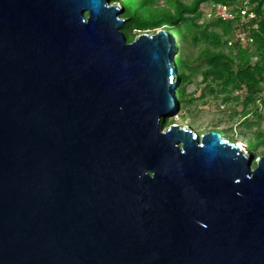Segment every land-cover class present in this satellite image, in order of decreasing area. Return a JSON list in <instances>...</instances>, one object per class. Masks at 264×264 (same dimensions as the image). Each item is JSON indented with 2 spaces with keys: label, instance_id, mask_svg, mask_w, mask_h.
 Listing matches in <instances>:
<instances>
[{
  "label": "water",
  "instance_id": "water-1",
  "mask_svg": "<svg viewBox=\"0 0 264 264\" xmlns=\"http://www.w3.org/2000/svg\"><path fill=\"white\" fill-rule=\"evenodd\" d=\"M119 6L0 0V264H264V156L162 128L176 39Z\"/></svg>",
  "mask_w": 264,
  "mask_h": 264
},
{
  "label": "trees",
  "instance_id": "trees-1",
  "mask_svg": "<svg viewBox=\"0 0 264 264\" xmlns=\"http://www.w3.org/2000/svg\"><path fill=\"white\" fill-rule=\"evenodd\" d=\"M111 1L120 4L124 10L122 17L126 19V24L122 30L129 43L137 38L132 31H157L164 27L169 35L175 37L176 58L178 57L181 78L176 88L179 102L183 100L187 107L193 104L190 100L191 95L187 92L188 86L194 82V75L206 63L212 67L205 69L201 85L210 82L215 87L213 90L217 94L215 98L225 103V108L220 105L217 108L226 110L232 115V109L228 108V104L233 100H239L237 97L234 98L236 93L237 96L245 97V104L251 98L262 100L264 106V98H262V94L264 95V0L249 2L250 11L256 14V18L244 26L240 16L234 21L225 22L215 14L219 5L232 7L234 12L240 14L242 3L238 0H166L164 4L159 0ZM204 4L211 6V17L214 19L210 25L205 26L197 24V20L202 17L200 9ZM254 25H258V28L254 29ZM243 33L244 38H239L238 36ZM201 43L208 44V47L198 57L193 58L190 49L198 48ZM238 113L236 110L233 111L235 115ZM175 121V118L166 119L162 122V128L176 124ZM243 123L250 125L248 130L252 133L251 136H248L249 133L245 134L249 137V141L245 143L247 150L251 153L258 151L259 154L264 155V136L261 135L264 130L252 131L253 124L250 121L244 120L240 124ZM226 129L230 134L234 132V127L230 126Z\"/></svg>",
  "mask_w": 264,
  "mask_h": 264
},
{
  "label": "rangeland",
  "instance_id": "rangeland-1",
  "mask_svg": "<svg viewBox=\"0 0 264 264\" xmlns=\"http://www.w3.org/2000/svg\"><path fill=\"white\" fill-rule=\"evenodd\" d=\"M159 1L161 4H164L166 0H159ZM119 5L120 4H118V6ZM119 7L121 8V6ZM200 13L202 14V17H200L197 20L198 25H204V26L210 25V23L214 21V19L211 17L212 9L210 5L204 4L200 9ZM160 30L164 31V29L162 28ZM144 32L154 33L156 32V30H149ZM141 33L143 32L132 31V34L133 35L135 34L137 36L140 35ZM206 47H208V44H203V43H201L198 48L190 47L191 48L190 53L193 55V58H196L199 56V54L202 51L206 50ZM176 65L177 67L179 65L178 57L176 58ZM204 65L205 66L200 67L201 70H199V72L196 73V75H194L195 76L194 82L191 84L188 83L189 86L187 84L188 86L187 92L188 94L191 95L190 100H192L193 104L187 107L184 104V101L180 100L179 102L180 112H177L174 116H172V119L175 118L176 120L175 122H177L176 125L186 126L191 130H193L195 133L201 134L206 131H216L220 133L224 138H227L232 142L236 141L244 147V144H241V141H244L245 143L248 142L249 137H246L245 134L249 133L248 136H251L252 133L248 130V127L250 126L248 123H243V124L240 123H242L244 120L250 121L253 124L252 131L264 130V106L262 105V100L260 99L254 100L249 98L248 100L249 102L245 104L246 101L245 97L237 96L238 94L236 93L234 95V98L237 97L239 100H233L228 104V108L232 109L231 112L232 115L228 113L226 110H221L217 108L219 105L225 108L224 106L225 103L215 98L217 95L216 91H213L215 87L210 82L205 84V86H200V83L203 80L204 73L206 72V70H208V68L212 67L211 65L209 64L207 65L206 63H204ZM262 98H264L263 94H262ZM234 110L239 112L238 115L233 114ZM177 115H179V117ZM230 126L234 127V132L231 134L229 132H226L228 130L226 129V127H230ZM163 129H167V127L166 128L164 127ZM261 135L264 136V132H262ZM249 152L251 153V151ZM251 154L254 155L252 167L255 168L258 162V158L264 155L259 154L258 151Z\"/></svg>",
  "mask_w": 264,
  "mask_h": 264
},
{
  "label": "built area",
  "instance_id": "built-area-1",
  "mask_svg": "<svg viewBox=\"0 0 264 264\" xmlns=\"http://www.w3.org/2000/svg\"><path fill=\"white\" fill-rule=\"evenodd\" d=\"M251 0H238L239 3H242L241 13L234 12L232 7H228L227 5H219L216 7L215 14L218 16L222 21L230 22L236 20L238 16L241 18L242 25H246L249 21L256 18V14L251 10L248 6ZM247 17V18H246ZM254 29L258 28V25L253 26ZM244 33L240 34L239 38H244Z\"/></svg>",
  "mask_w": 264,
  "mask_h": 264
},
{
  "label": "bare ground",
  "instance_id": "bare-ground-1",
  "mask_svg": "<svg viewBox=\"0 0 264 264\" xmlns=\"http://www.w3.org/2000/svg\"><path fill=\"white\" fill-rule=\"evenodd\" d=\"M163 29H164V31H166V28L163 27ZM178 73H179V71H178ZM179 123H181V122H179ZM184 127H185V126H184ZM233 142H236V141H233ZM236 143H238V142H236ZM239 144H240V143H239ZM242 147H243V146H242ZM244 147H245V144H244ZM244 147H243V148H244Z\"/></svg>",
  "mask_w": 264,
  "mask_h": 264
},
{
  "label": "crops",
  "instance_id": "crops-1",
  "mask_svg": "<svg viewBox=\"0 0 264 264\" xmlns=\"http://www.w3.org/2000/svg\"><path fill=\"white\" fill-rule=\"evenodd\" d=\"M200 86H205V84H202V85H201V83H200ZM204 107H205V105H204Z\"/></svg>",
  "mask_w": 264,
  "mask_h": 264
}]
</instances>
